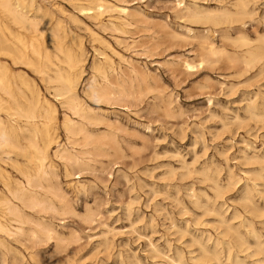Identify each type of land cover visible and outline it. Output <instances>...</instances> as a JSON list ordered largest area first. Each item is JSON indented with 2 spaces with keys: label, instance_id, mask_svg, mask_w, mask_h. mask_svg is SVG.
<instances>
[{
  "label": "rangeland",
  "instance_id": "374dc122",
  "mask_svg": "<svg viewBox=\"0 0 264 264\" xmlns=\"http://www.w3.org/2000/svg\"><path fill=\"white\" fill-rule=\"evenodd\" d=\"M107 1L129 8V25L83 14L91 0H25L48 33L37 54L34 33L0 11V34L31 62L14 71L58 112L45 205L23 208V234L0 233V264H264V55L252 61L264 0ZM69 53L88 107L70 140L49 69Z\"/></svg>",
  "mask_w": 264,
  "mask_h": 264
},
{
  "label": "bare ground",
  "instance_id": "6f19581e",
  "mask_svg": "<svg viewBox=\"0 0 264 264\" xmlns=\"http://www.w3.org/2000/svg\"><path fill=\"white\" fill-rule=\"evenodd\" d=\"M24 1L0 0V11L12 17L26 30L34 33L31 48L36 54L41 53L45 49L42 46V41L46 38V35L48 36L44 28V20L30 16L29 12L34 10L39 12L40 8L35 9L32 2L26 6ZM91 1L93 5L87 8L80 7L83 14H88L98 19L104 12L114 11L118 14L116 18L120 20V23L130 24L128 19L133 15L128 7L111 4L107 0ZM216 12L218 13L219 11L217 10ZM91 32L94 36H98L97 32ZM15 38L20 39V36L16 35ZM259 41L258 50L252 53V61L264 55V39L261 38ZM206 44L211 52L215 51V46L211 42ZM109 47L114 51L111 45ZM25 57V53L15 49L14 43L11 42L8 36L4 33L0 34V233L5 234V238L6 236L14 237L24 233L22 226L24 224L23 208L34 209L45 205L39 190L44 188L42 180L49 174L50 150L53 144L56 143V137L54 136L58 113L56 105L49 99H41L38 87L36 86V88L24 74H17L14 71V64H31V62L25 61ZM52 61L55 62V60ZM82 62L81 59L69 53L67 55V68L64 69L57 64L49 68L57 76V80L62 83L58 90L60 92L56 94V99L64 100L63 102L67 104L70 110L71 115L65 114L63 122L69 140L83 130V127L72 118V115L82 116V112L88 109L79 98L77 92L83 73ZM184 64L188 69L194 68V65L188 60H185ZM46 68L47 66L40 65L37 72L46 73ZM103 90L104 88H101L100 92L105 94ZM123 107L129 109V106L125 105ZM20 157L23 158L24 162L19 161ZM61 157L69 162L79 163L78 157L72 154L71 151L70 153L64 152ZM8 166L17 169L24 180H14L11 172L6 168ZM6 215L13 216L12 220L15 221V224L13 221H4L2 217ZM33 235L38 234L33 232ZM0 245H5V241L1 240V238ZM214 260L220 261L218 259ZM239 260L241 261V259Z\"/></svg>",
  "mask_w": 264,
  "mask_h": 264
}]
</instances>
